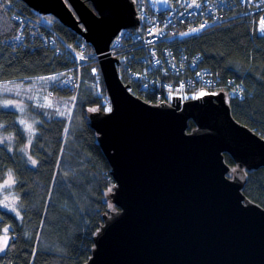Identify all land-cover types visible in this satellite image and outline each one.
<instances>
[{"label": "water", "instance_id": "water-1", "mask_svg": "<svg viewBox=\"0 0 264 264\" xmlns=\"http://www.w3.org/2000/svg\"><path fill=\"white\" fill-rule=\"evenodd\" d=\"M22 1L93 46L113 105L88 114L117 209L85 264H264V207L244 193L247 173L264 167V137L234 117L227 94L159 105L130 91L110 47L139 29L134 0Z\"/></svg>", "mask_w": 264, "mask_h": 264}, {"label": "trees", "instance_id": "trees-1", "mask_svg": "<svg viewBox=\"0 0 264 264\" xmlns=\"http://www.w3.org/2000/svg\"><path fill=\"white\" fill-rule=\"evenodd\" d=\"M0 4H3L0 82L56 78L45 91L52 97L53 106L33 104L29 111L39 119L35 133L30 136V148H26L29 137L20 123L19 110L5 107L4 99L0 104V136H13L10 143L5 141L0 145V184L5 183L11 172L16 183L6 190L19 201L18 213L0 203V236L2 229L9 228V237H14L8 249L0 254V264H85L92 255L93 238L103 216L112 209L107 195L115 184L97 133L89 125V112L105 111V100L109 97L101 68L93 46L54 16L44 18L22 0H3ZM13 12L31 18L39 26L28 31ZM240 12V9L231 10L229 20L172 43L175 51L184 50L195 57V72L168 73L159 80L174 77L173 86L183 84L189 99L194 77L202 71L211 72L217 82L195 83L199 86H195V92L224 91L234 117L264 137V36L254 33L251 18L240 16ZM49 27L62 36L58 47L48 44L47 36L52 33ZM59 45L72 46L85 57L81 60L83 81L77 86L76 94L66 86H58L62 75L74 84L79 83L77 73L71 71L75 63L68 48L62 50L63 55H57L61 53ZM161 55H153L152 59ZM136 66L139 71L146 67L138 62ZM230 79L245 86L242 96L232 91ZM169 86L170 82L161 86L153 82L154 89L146 98L140 95L155 104L167 101ZM76 105L81 113V125L75 128L74 135L71 129L68 136L70 111ZM61 112L65 114L60 115ZM194 127L191 121L190 129ZM226 161L236 166L228 154ZM87 189L89 198L82 201L80 192ZM244 193L264 207V167L247 173ZM44 240H53L55 244L48 247Z\"/></svg>", "mask_w": 264, "mask_h": 264}, {"label": "built area", "instance_id": "built-area-1", "mask_svg": "<svg viewBox=\"0 0 264 264\" xmlns=\"http://www.w3.org/2000/svg\"><path fill=\"white\" fill-rule=\"evenodd\" d=\"M136 3V9L141 20V25L138 30H122L118 36L114 39L110 47L111 56L117 59V69L122 81L130 86V91L135 95L141 97L150 93L153 90L152 83L163 85L159 80L161 74L168 73H181L195 72L196 60L190 57L188 54L181 51H175L172 43L185 40L189 37L201 34L204 30L213 27L217 24H221L229 20V12L234 9H240V16L250 17L253 22V32L264 36V32L257 30V24L261 17H264V0H134ZM190 13L188 19L183 16L184 13ZM19 21L24 22L31 20L29 17H25L21 14L16 16ZM227 19V20H226ZM225 20V21H224ZM205 25L201 28V25ZM159 29L161 31L156 32ZM197 29V31H192ZM49 32H52L47 36L48 44L51 47L58 46L59 40H62V36L52 27H49ZM150 32L152 34H150ZM187 33V35H182ZM134 52V55L132 53ZM136 52H138L136 54ZM72 53L76 54L78 64L81 62L80 53L72 49ZM161 53V56H157L156 59H152L153 55ZM142 56L136 57L135 55ZM168 56L171 57V62L167 61ZM94 57L98 58V55L94 54ZM158 59L162 60L165 64H160ZM194 59V60H193ZM157 61V62H156ZM142 63L146 65L142 70H136V63ZM154 64V68L151 65ZM137 67V66H136ZM96 72V70H94ZM80 85L81 74H77ZM157 80L159 82H157ZM202 80V81H200ZM132 82L137 84V87H133ZM201 83L202 85H212L217 82L215 76L211 75L209 71H202L194 77L190 83L192 93L189 95V99H186V92L184 93L185 86L176 85V88L182 93L180 96L170 100L173 103L181 102L182 104L188 100H195L200 97L209 94H219L218 90L203 89L195 92V83ZM73 83V82H72ZM229 86L235 94L242 96L245 86L241 82L230 79L228 81ZM72 90V87H70ZM150 89V90H149ZM206 93L200 96L199 93ZM141 94V95H140ZM109 98V99H108ZM105 100V112L108 107L112 106L110 96ZM143 98V97H141ZM143 98V99H145ZM165 102V101H161ZM112 111V110H111ZM110 111V112H111Z\"/></svg>", "mask_w": 264, "mask_h": 264}, {"label": "rangeland", "instance_id": "rangeland-1", "mask_svg": "<svg viewBox=\"0 0 264 264\" xmlns=\"http://www.w3.org/2000/svg\"><path fill=\"white\" fill-rule=\"evenodd\" d=\"M0 2L2 3L3 0H0ZM161 2H162V0H161ZM44 18H46V16H44ZM23 24L28 27V31L30 29H32V28H37L39 26L38 23H35L34 21H31V20H26V21L23 22ZM67 48H68V53L70 54L72 60L75 63L74 67L71 69V71L74 72V73H77V74L80 72V74L82 75V64H81L82 61L78 64L76 56H75L76 54L72 53V49H73L72 46L68 45V47H66V46L62 47L61 45H59V51L61 53L57 54V55H63L62 50H66ZM95 59L98 61V64H99V58L95 57ZM158 61H159L160 64H163V65L165 64L160 59H158ZM167 61L171 62V57L170 56H168ZM99 66H100V64H99ZM154 66H155L154 64L151 65L152 68H154ZM93 69L97 70L96 67H94ZM165 72L166 71H164L163 73H165ZM163 73L161 74L162 76H168V74H164L163 75ZM58 76L59 75L56 74V77H58ZM51 77L52 76L35 78V79L32 80V82L22 81V82H12L11 84L8 83L7 81L0 82V104L3 102V99H4V106L6 105V102L8 104V106H5V107H7L9 109H17V110H19V112L22 115V120L26 121L29 124H33V127L36 130V125L39 122V119L37 118L36 115L30 114L29 111H30V109H31L33 104H39V105L40 104H45V97H47L49 100H51L52 105H53L54 102L52 100V97H50L47 93H45L46 89H48L51 86L52 79H42V78H51ZM82 81H83V79L81 77L80 86L82 85ZM160 81L163 84H167V83L170 82L169 91H168L169 92V95H168L169 100H167L165 102H159L157 104H159V105H161V104H173V102H171V101L174 100V98H176V97H178V96H180L182 94V93H180L181 91L178 90V88L173 86L174 77H171L170 79H161ZM157 82H159V81L157 80ZM132 85L135 88L137 87V84H135L133 82H132ZM58 86H66L68 88L72 87L71 91L75 92V94L77 93V86L74 83H72L71 80L67 79L63 75L59 78ZM152 104H155V103H152ZM76 107H77V105L73 106L71 111H70L69 125H68L69 126V130H68V133H67L68 136H69V133H70L71 129H74V131H73V135H74L75 128L81 125V113H80V111L78 109H76ZM21 109H23V110H21ZM23 127L26 130L27 135L29 137V141H28V143L26 145V148H30L31 144H32L31 138H30L32 132H29L25 128L24 124H23ZM10 140H13V136H0V145L3 144L5 141L7 143H10ZM233 168H235V167H233ZM14 179H15V177H14ZM4 184L3 185L0 184V203L7 210L12 211L14 213H18L19 212V208H18L19 201H18V199L15 196L10 194L3 187ZM88 189L87 190H83V191L80 192V197H81L82 201L87 200L89 198L88 194H89L90 190L88 191ZM14 203L16 205L15 209H13V204ZM5 204H7V206H5ZM110 207L112 208L111 211L117 209L114 204H113V206H110ZM107 213H109V212H107ZM43 244L44 245L47 244V245H49L48 247H52L55 244V242L53 240H44ZM7 249H5L4 251L0 252V254L5 252Z\"/></svg>", "mask_w": 264, "mask_h": 264}, {"label": "snow or ice", "instance_id": "snow-or-ice-1", "mask_svg": "<svg viewBox=\"0 0 264 264\" xmlns=\"http://www.w3.org/2000/svg\"><path fill=\"white\" fill-rule=\"evenodd\" d=\"M2 7H3V4H0V8H2ZM200 27H201V28H204L205 25L202 24ZM257 30H259V31H261V32H264V17H261V18L259 19L258 24H257ZM155 31H156V32H159V31H161V30L156 29ZM192 31H197V29H193ZM150 34H152V33L150 32ZM182 35H187V33H184V34H182ZM81 59H85V57H84L83 55H81ZM42 79H53V80H54V79H56V78H55V77H51V78H42ZM6 90H7V89H6ZM205 94H206V93H204V92L199 93L200 96H203V95H205ZM73 99H75V98H73ZM5 106H8L7 102H6V105H5ZM42 106L52 107L53 105H52L51 100H49L47 97H45V104L42 105ZM21 110H23V109H21ZM111 110H112L111 107H108V108H107V111L110 112ZM93 111H95V109H93ZM64 114H65V113H63V112L60 113V115H64ZM20 123H21V124H24V125H25V128H26L29 132L35 133V128L33 127V124H29V123H27V122L24 121V120L20 121ZM9 139H10V138H9ZM32 163L35 164L36 161L33 160ZM15 183H16V181H15V179H14L12 173L9 172V174H8V178H7V180L5 181V184H4L3 187H4L5 189H9V190H10L11 186H12L13 184H15ZM109 191H111V189H109ZM5 206H7V204H5ZM15 207H16V205H15V203H14V204H13V209H15ZM2 232H3V235L0 236V252H2V251H4L5 249H7V248L9 247V241H10L11 239H14V237H9V235H8L9 228H4V229H2Z\"/></svg>", "mask_w": 264, "mask_h": 264}, {"label": "bare ground", "instance_id": "bare-ground-1", "mask_svg": "<svg viewBox=\"0 0 264 264\" xmlns=\"http://www.w3.org/2000/svg\"><path fill=\"white\" fill-rule=\"evenodd\" d=\"M19 14L17 12H13V16H18ZM184 17H186L185 19H188V17L190 16V13L187 12V13H184L183 14Z\"/></svg>", "mask_w": 264, "mask_h": 264}]
</instances>
